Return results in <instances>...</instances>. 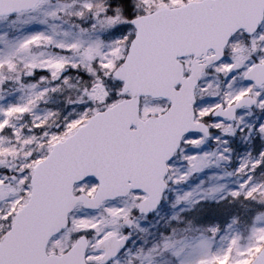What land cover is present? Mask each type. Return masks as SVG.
Segmentation results:
<instances>
[{
  "label": "snow or ice",
  "instance_id": "1",
  "mask_svg": "<svg viewBox=\"0 0 264 264\" xmlns=\"http://www.w3.org/2000/svg\"><path fill=\"white\" fill-rule=\"evenodd\" d=\"M0 264H264V0H0Z\"/></svg>",
  "mask_w": 264,
  "mask_h": 264
}]
</instances>
